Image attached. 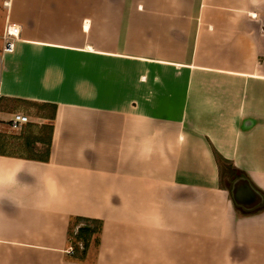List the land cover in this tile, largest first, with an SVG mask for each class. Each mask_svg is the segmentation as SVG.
<instances>
[{
    "label": "crops",
    "instance_id": "obj_1",
    "mask_svg": "<svg viewBox=\"0 0 264 264\" xmlns=\"http://www.w3.org/2000/svg\"><path fill=\"white\" fill-rule=\"evenodd\" d=\"M0 264H264V0H0Z\"/></svg>",
    "mask_w": 264,
    "mask_h": 264
},
{
    "label": "trees",
    "instance_id": "obj_2",
    "mask_svg": "<svg viewBox=\"0 0 264 264\" xmlns=\"http://www.w3.org/2000/svg\"><path fill=\"white\" fill-rule=\"evenodd\" d=\"M40 110L46 111L47 123L42 127L39 135L30 132L25 137L26 152L33 160L48 162L51 154L54 122L56 119V106H39ZM214 158L220 170V186L224 188V182L232 183L240 173L235 167L226 161L217 151L213 150ZM102 222L90 219H72L69 227V241L72 250L73 262L85 263L91 249L98 248L102 233Z\"/></svg>",
    "mask_w": 264,
    "mask_h": 264
},
{
    "label": "built area",
    "instance_id": "obj_3",
    "mask_svg": "<svg viewBox=\"0 0 264 264\" xmlns=\"http://www.w3.org/2000/svg\"><path fill=\"white\" fill-rule=\"evenodd\" d=\"M20 37V27L11 24L7 25L3 34L4 47L2 50L3 54L12 53L15 50L16 41ZM29 124V117L23 114H16L12 120V128L16 132H21L22 129ZM72 253V250H69Z\"/></svg>",
    "mask_w": 264,
    "mask_h": 264
},
{
    "label": "water",
    "instance_id": "obj_4",
    "mask_svg": "<svg viewBox=\"0 0 264 264\" xmlns=\"http://www.w3.org/2000/svg\"><path fill=\"white\" fill-rule=\"evenodd\" d=\"M244 189H246L245 191H246L248 194H250L252 197L254 196V194H253L252 192H250V191H251L250 189H248L247 187L244 188ZM232 196H233V198H234L235 201H237V202H239V203H245V201L243 200V198H242L241 195H240V196H235V195L233 194V192H232Z\"/></svg>",
    "mask_w": 264,
    "mask_h": 264
},
{
    "label": "rangeland",
    "instance_id": "obj_5",
    "mask_svg": "<svg viewBox=\"0 0 264 264\" xmlns=\"http://www.w3.org/2000/svg\"><path fill=\"white\" fill-rule=\"evenodd\" d=\"M6 150V149H5ZM224 184L226 185V183L224 182ZM228 184V183H227Z\"/></svg>",
    "mask_w": 264,
    "mask_h": 264
}]
</instances>
